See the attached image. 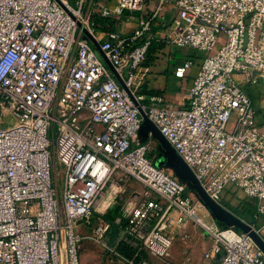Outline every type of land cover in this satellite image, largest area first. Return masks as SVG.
I'll return each instance as SVG.
<instances>
[{"label":"built area","instance_id":"1","mask_svg":"<svg viewBox=\"0 0 264 264\" xmlns=\"http://www.w3.org/2000/svg\"><path fill=\"white\" fill-rule=\"evenodd\" d=\"M173 3L178 22L167 42L205 52L185 105L139 91L154 39L152 15L139 17L131 33L107 28L99 36L94 13L128 18L143 0H0V116H17L0 126V264H81L84 237L108 250L117 240L135 247L133 257L120 255L122 264H136L140 248L164 259L189 221L212 238L206 259L221 253L215 264H264L247 232L220 226L181 181L153 164L151 143L135 138L142 109L209 197L221 203L223 190L234 185L256 200L254 216L264 215V106L257 113L244 88L259 84L264 98V0ZM191 64L183 60L174 74L183 76ZM57 161L60 189L53 179ZM132 179L143 185L142 197L107 244L110 221L102 215ZM112 185L118 190L98 210ZM93 213L96 224L85 235L77 225Z\"/></svg>","mask_w":264,"mask_h":264},{"label":"rangeland","instance_id":"2","mask_svg":"<svg viewBox=\"0 0 264 264\" xmlns=\"http://www.w3.org/2000/svg\"><path fill=\"white\" fill-rule=\"evenodd\" d=\"M218 45L225 41V35L223 33L219 34L217 38ZM173 51L176 54L181 55V50L184 46H177L172 44ZM217 45L211 50L206 51V53H213L217 49ZM197 56H203L204 51H197ZM246 86H244L245 88ZM17 121V116L12 112L2 113L0 116V126L4 125H13ZM145 138H140L138 141H145ZM151 151V150H150ZM149 151V152H150ZM156 152H152L149 156L153 164L157 167H162L163 162L160 157H154ZM170 172L169 169H166ZM63 178V165L60 162H56L53 167V179L54 183L57 181L58 188H61ZM108 188V186L106 187ZM186 191L189 189L187 187ZM107 190V189H106ZM135 190V192H133ZM143 185L136 181L131 180V183L126 184V189L116 193V196L113 198V205L115 206L112 211L109 208L105 209L104 215L110 220V228L107 230L104 236V241L109 244L113 240L115 232L119 230V233L122 231L121 225L125 221V214L128 212L130 207L134 204V201L142 197ZM106 192V191H105ZM104 196V195H103ZM103 196L101 198H103ZM100 200V199H99ZM221 203L227 208L233 209L235 205L241 201H251L250 197H247L241 189L234 185H228L222 192ZM99 201H97L98 203ZM200 215L202 210L197 211ZM96 214V213H93ZM97 215V214H96ZM259 216V215H258ZM210 218V217H208ZM263 217L260 215V220ZM249 220V219H248ZM96 219L92 218L85 225L89 229L96 224ZM217 222V221H216ZM220 226H224L223 223L217 222ZM256 229H259V233L264 238V225L261 227L255 226ZM90 231H84L85 235H89ZM118 233V234H119ZM188 235V237L185 236ZM212 238L205 232L197 223L189 221L186 226L178 231V234L175 235L173 244L170 248L169 255L160 259L157 258L152 253L148 252L144 248H140L137 253V261L139 258H142L146 261V264H165L170 262L171 264H215L216 258L206 259L204 257V251L210 246ZM113 244V243H112ZM114 245V244H113ZM186 249V250H185ZM79 255L81 264H122L123 258L122 255L114 247L113 250H108L101 243L94 240L93 237H84L80 243ZM123 256V255H122ZM125 257V256H124Z\"/></svg>","mask_w":264,"mask_h":264},{"label":"crops","instance_id":"3","mask_svg":"<svg viewBox=\"0 0 264 264\" xmlns=\"http://www.w3.org/2000/svg\"><path fill=\"white\" fill-rule=\"evenodd\" d=\"M95 1L106 5H113L115 2V0ZM151 15L152 25L150 33L154 36L153 44L155 47L150 54H146V57L142 62V64L147 67V74L143 83L139 87V91L146 94L162 93L170 101L179 105H185L188 103L187 93L202 57L197 56L198 52L189 47H183L181 55H178L173 51V45L167 42V37L173 32L178 22L177 10L173 0L165 1V3H163L160 7L159 0H143L142 9L133 13L131 17L127 18V16L123 15L119 18H113V28H120L125 33H131L133 28L136 26L139 17H149ZM107 28L108 26L102 27L100 26V23L97 22V30L100 37H105L104 34ZM185 59H191L192 64L186 68L183 76L178 77L174 74V69ZM244 86H246L245 90L251 97L257 113H259L264 106V98L260 93V85L246 84ZM145 139V141H148L152 145V149L148 153V157L153 151L156 152L154 157H157L160 151L158 145H156V142L150 135ZM133 192H135V190ZM96 214H93L91 219H96L98 215ZM260 215L264 217V215ZM85 223L86 222L78 223V229L83 230V232L88 230L91 231L92 227L88 229ZM262 225H264V221L260 227Z\"/></svg>","mask_w":264,"mask_h":264},{"label":"water","instance_id":"4","mask_svg":"<svg viewBox=\"0 0 264 264\" xmlns=\"http://www.w3.org/2000/svg\"><path fill=\"white\" fill-rule=\"evenodd\" d=\"M88 38L94 45L96 52L113 71L119 83L127 89L123 80L115 72L112 64L104 56L99 43L89 34ZM140 115L142 120L135 138H146L150 135L154 139L160 150L157 157H160L163 162L161 168L165 170L169 169L171 173L189 189L188 192L192 194L195 199L201 202L215 221L223 223L224 226H234L240 231L247 232L264 253V238L259 231H257L251 223L247 222L241 216L209 197L187 163L178 155L173 146L166 140L158 127L147 117L142 109L140 110ZM220 256L221 253H218L215 258L219 259Z\"/></svg>","mask_w":264,"mask_h":264},{"label":"trees","instance_id":"5","mask_svg":"<svg viewBox=\"0 0 264 264\" xmlns=\"http://www.w3.org/2000/svg\"><path fill=\"white\" fill-rule=\"evenodd\" d=\"M93 19L96 22L100 23V26H108L109 29H113L114 25V19L111 17H105V16H100L97 12L93 14ZM154 40L151 41L147 48V53L150 54V52L153 50L154 46ZM114 205H112L109 209L112 211L114 209ZM236 214L240 215L243 219H245L247 222L253 224L254 226H260L263 221L264 217L262 220H260V216L255 217L254 213L256 210V200L251 199V201H241L237 205H235L232 209ZM104 218L108 219L107 216L103 215ZM249 219V220H248ZM109 220V219H108ZM110 221V220H109ZM119 230L115 232V235L113 236V240L111 242L115 241L116 236L118 235ZM115 247L119 253H121L123 256L126 257H133L136 252V248L125 243L122 240H117L115 243Z\"/></svg>","mask_w":264,"mask_h":264},{"label":"bare ground","instance_id":"6","mask_svg":"<svg viewBox=\"0 0 264 264\" xmlns=\"http://www.w3.org/2000/svg\"><path fill=\"white\" fill-rule=\"evenodd\" d=\"M118 186L117 185H112L108 191L105 193V195L103 196V198H101L99 200V202L97 203L96 208L100 211H103L105 209V207L108 205L110 199L113 197L114 192L118 190Z\"/></svg>","mask_w":264,"mask_h":264}]
</instances>
